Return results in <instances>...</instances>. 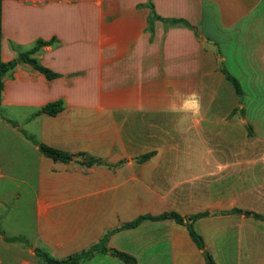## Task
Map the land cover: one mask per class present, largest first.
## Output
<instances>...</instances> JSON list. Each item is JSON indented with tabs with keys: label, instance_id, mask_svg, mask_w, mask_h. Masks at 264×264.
Returning <instances> with one entry per match:
<instances>
[{
	"label": "crops",
	"instance_id": "0c3cea01",
	"mask_svg": "<svg viewBox=\"0 0 264 264\" xmlns=\"http://www.w3.org/2000/svg\"><path fill=\"white\" fill-rule=\"evenodd\" d=\"M24 1L29 3L12 8L8 19L2 13V40L3 25L14 46L54 38L33 55L59 76L47 79L31 65L18 64L12 78L24 75L23 90L12 86L14 80L4 82L0 106L39 111L61 100L56 115H40L47 116V132L59 139L53 144L71 160L53 161L41 153L35 238L20 248V238L0 231V264H14L20 249L32 258L23 264H44L36 249L58 259L85 250L108 230L153 214L144 189L176 182L214 180L213 203L221 211L198 212L229 213L245 203V227L264 235V181L258 184L264 175V0ZM149 1L160 17L152 30ZM20 17L27 23L22 29ZM222 69L238 80L241 97ZM129 117H139L141 125ZM131 123L134 137L122 135ZM103 146L105 152H94ZM86 153L108 165H85ZM124 187L142 190L133 197V218L117 192ZM250 192L259 205L242 201ZM5 204L0 198L3 210ZM168 220L122 229L125 249L114 240L122 230L114 232L107 251L82 264H127L109 249L134 256L136 264H206L186 228L157 227Z\"/></svg>",
	"mask_w": 264,
	"mask_h": 264
},
{
	"label": "rangeland",
	"instance_id": "374dc122",
	"mask_svg": "<svg viewBox=\"0 0 264 264\" xmlns=\"http://www.w3.org/2000/svg\"><path fill=\"white\" fill-rule=\"evenodd\" d=\"M25 3L28 4L29 2L2 0L3 20L4 18H9V11L12 8H15V6L20 7ZM19 22V29L24 28L27 24L21 17ZM6 33V27L3 25V60H10L17 56L19 52H26L34 44L23 43L22 45L14 46L11 35ZM31 57L37 59L36 55H31ZM20 66L24 65L21 64ZM14 71L10 70L4 74L2 78L3 84L5 82V85H7V81L14 80L12 78ZM15 79V84L12 86L21 92L24 87V75H17ZM37 112L36 108L23 105L0 106V173H2L0 178V198L5 199L6 203L4 205L5 210H3V206H0V231H4L8 236L20 238L15 242V245L20 248H24L25 243H30L35 238V219L37 215L35 197L39 177L38 160L39 156H43L35 146H37V143H43L57 147V144L53 143L59 140L47 132V116L38 115ZM129 119L131 121L137 120L139 124L141 122L139 117H129ZM150 119V117H147L146 122H149ZM94 128L96 134L99 126L95 125ZM135 129L136 124L134 123L126 125L122 135L126 136L125 134H127L130 137H134ZM105 148L104 146L96 147L94 152H105ZM85 158L86 160L92 159L102 162L87 153ZM105 165H108V163H105ZM185 167L188 166L185 165ZM178 168L182 167L179 166ZM259 177L258 184L264 181L263 174H259ZM128 191L131 193V198L127 199ZM143 191L144 199L153 204L149 205L147 209L153 214L164 210H176L187 217L203 209L209 212L214 210L221 211V209H218L219 206H215L213 203L215 192L217 191L214 180L207 183L202 181L191 183L176 182L167 184L166 187L159 189H144ZM117 192H119L121 200H126L125 207L131 212L133 218L137 214L136 205L132 203L136 198L133 197L135 192L142 193V190L124 187ZM251 192L248 193V198L242 199V201H247L246 203L250 206L259 205L260 202H257V198ZM242 205L244 210H249L245 203ZM253 219L257 218L253 217ZM162 222L150 223V221H147L146 223L158 225ZM246 222L247 218L244 219L243 214L213 212L209 213L204 219L195 221L193 228L203 237L206 246L205 250L210 253L216 264H264V235L256 233L255 230L257 229H251L250 226L245 227ZM182 226L185 228V225ZM182 226L169 219L168 223L157 227L179 229ZM124 234L125 230L117 232L114 239H119L116 241L120 243V249H125L128 241ZM185 235L189 237L187 231H185ZM191 245L194 246L193 241H191ZM44 252L50 255L48 251L44 250ZM22 260L32 262V258L28 256L26 251L22 249L16 250L14 264H23ZM116 260L122 261L118 258ZM39 262L42 263L40 259Z\"/></svg>",
	"mask_w": 264,
	"mask_h": 264
},
{
	"label": "trees",
	"instance_id": "16d2710c",
	"mask_svg": "<svg viewBox=\"0 0 264 264\" xmlns=\"http://www.w3.org/2000/svg\"><path fill=\"white\" fill-rule=\"evenodd\" d=\"M148 6L151 7L152 14L148 18V30H152V21L154 18H160L158 17L155 12L153 11V5L149 1ZM176 21V20H173ZM55 41L54 38H52L49 41H44L42 39H37L33 46L27 50L26 52H19L18 55L8 61L2 60L1 55V49H2V0H0V104L2 99V90H3V76L6 72L10 70H14V68L21 63H27L31 65L35 70L42 73L47 79H53L58 77V73L53 72L49 68L45 67L44 65L40 64L39 61L31 57L34 53L40 50L42 46L45 45H51ZM222 72L224 73L225 77L232 83L236 93L241 97L243 95V91L241 89V86L238 82V80L230 75L226 70L222 69ZM62 109V101L57 100L54 102H49L45 105H43L40 110L38 111V114H47L54 116L56 113H58ZM37 147L39 151L44 154L46 157L52 159L53 161H62V162H68L71 160V155L68 154L66 151H63L59 148L52 147L43 143H37ZM153 152H149L144 154L142 157L139 158L140 161H144L148 159ZM93 164H105L104 162H100L97 160H86L85 165L91 166ZM229 213H235V214H242L245 211L241 208H232L228 211ZM249 213V212H247ZM208 214L207 211L204 212H197L194 214H191L187 217L182 216L180 213H178L175 210L170 211H164L160 214H139L134 219L127 221L123 224H121L119 227L108 230L100 239L98 242L92 244L85 250H81L79 252H75L72 254H69L68 256L58 259L50 256L48 253L41 251L40 249H36V255L43 261L44 264H82V262L90 259L94 256L97 252H106L107 246L106 243L108 241V237L113 234L116 231L122 230V229H133L138 227L143 221L151 220V221H161L166 219H171L175 223L179 225H185V228L188 231V234L190 238L192 239L193 243L196 245V247L200 250H203V255L205 258L206 264H216L213 260L212 256L208 251L205 250V242L203 237L196 232V230L193 228V223L206 216ZM252 215L257 216V214L252 213ZM116 257H118L120 260L127 264H136V259L134 256L122 252L119 250H116L115 253H113Z\"/></svg>",
	"mask_w": 264,
	"mask_h": 264
},
{
	"label": "water",
	"instance_id": "95a60500",
	"mask_svg": "<svg viewBox=\"0 0 264 264\" xmlns=\"http://www.w3.org/2000/svg\"><path fill=\"white\" fill-rule=\"evenodd\" d=\"M108 251L111 252V253H115L116 252L115 249H109Z\"/></svg>",
	"mask_w": 264,
	"mask_h": 264
}]
</instances>
